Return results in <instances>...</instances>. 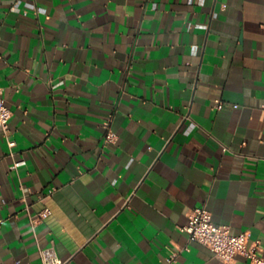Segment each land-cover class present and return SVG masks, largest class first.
Returning a JSON list of instances; mask_svg holds the SVG:
<instances>
[{
    "label": "crops",
    "instance_id": "1",
    "mask_svg": "<svg viewBox=\"0 0 264 264\" xmlns=\"http://www.w3.org/2000/svg\"><path fill=\"white\" fill-rule=\"evenodd\" d=\"M0 87V264H251L199 207L264 259V0H0Z\"/></svg>",
    "mask_w": 264,
    "mask_h": 264
},
{
    "label": "built area",
    "instance_id": "2",
    "mask_svg": "<svg viewBox=\"0 0 264 264\" xmlns=\"http://www.w3.org/2000/svg\"><path fill=\"white\" fill-rule=\"evenodd\" d=\"M4 89L0 87V132L8 136L10 128L9 123L12 118V111L6 104L3 96ZM224 104L216 101L217 109H222ZM264 110V102L262 105ZM116 135L108 131L105 142L114 143ZM10 147H14L13 141L9 142ZM25 165V162H19L15 168ZM51 215V210L45 208L39 215V220H45ZM188 233L191 242H197L206 246L216 258L225 263L232 262L238 256L245 257L251 264H264V259L258 255L259 243L249 244V237L246 233L234 234L229 225H221L213 220L212 213L205 207L194 209L188 219V224L183 228ZM42 264H66L56 253L54 247L42 249Z\"/></svg>",
    "mask_w": 264,
    "mask_h": 264
}]
</instances>
